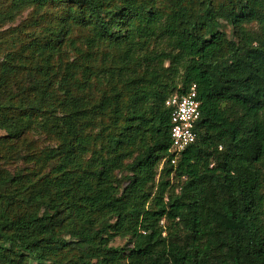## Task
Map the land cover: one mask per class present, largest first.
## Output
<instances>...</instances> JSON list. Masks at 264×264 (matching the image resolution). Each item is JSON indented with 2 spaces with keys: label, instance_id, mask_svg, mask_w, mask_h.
I'll list each match as a JSON object with an SVG mask.
<instances>
[{
  "label": "trees",
  "instance_id": "obj_1",
  "mask_svg": "<svg viewBox=\"0 0 264 264\" xmlns=\"http://www.w3.org/2000/svg\"><path fill=\"white\" fill-rule=\"evenodd\" d=\"M158 1L13 0L0 13L12 19L27 4L68 2L79 9L74 22L92 28L89 46L109 40L124 49L120 71L140 45L166 42L139 55L146 78L133 81L127 134L113 136V152L102 155L95 145L103 134L89 132L97 126L104 132L101 119L113 102L95 99L90 67L80 81L75 64L64 63L66 74L59 76L52 62L63 54L70 29L48 28L52 41L34 37L7 52L0 37V126L11 128L0 138V264H34L31 258L36 264H264V0H169L168 10ZM218 17L233 26L237 40H228ZM255 21L261 35L247 26ZM37 57L34 97L23 86L11 102V75L21 61ZM166 61L175 68L167 78L161 73ZM56 82L66 113L51 100ZM194 84L201 101L198 137L177 165L169 155L172 108L166 102ZM38 128L58 144L21 154L17 141ZM125 140L140 153L126 165L133 181L119 195L114 173L133 153L119 152ZM165 157V170L187 176L180 193L164 179L155 190V168ZM16 159L24 167L6 169ZM179 224L182 233L174 227ZM117 235L135 237L133 247L111 245Z\"/></svg>",
  "mask_w": 264,
  "mask_h": 264
},
{
  "label": "rangeland",
  "instance_id": "obj_2",
  "mask_svg": "<svg viewBox=\"0 0 264 264\" xmlns=\"http://www.w3.org/2000/svg\"><path fill=\"white\" fill-rule=\"evenodd\" d=\"M12 1L13 0H0V13L8 11ZM219 3L222 4L223 0H212V5H218ZM169 5V0H162L157 3V7H163L165 10L169 9ZM194 7L197 9L199 4H196ZM13 13L14 16L12 19H6L3 17L0 19V37H3L6 41V44H4V52L15 50L18 45H20L21 41L29 42L34 37L41 39L42 41H52L54 37L53 33L55 31H59L66 27L70 29L69 35L62 40L64 48L63 54L54 55L52 62L55 69L58 71L59 76L66 74L64 63H69L71 66L75 64V66L78 67L76 70V78L80 79V81L82 80V71L84 67H90L93 72L91 83L95 99L99 100L101 97H105L113 102V106L111 105L108 107L101 119L104 132L100 126H97L89 132L95 137H99V135L101 137V134H103L102 139L98 138L95 149L102 155H106V153L112 150L111 145L113 136L123 137L124 134H127L126 129L124 128L127 117V106L130 102L135 100L133 94V87L135 85L133 84V81L135 79L144 80L146 78L145 66L142 64L139 55H143L154 49L161 50L162 48H166V42L164 40H152L148 41L147 44H144L143 47L140 45L138 47V52L133 56V60L129 63V66H126L125 70L120 71L124 62V49L121 46L111 44L109 40L98 42L95 47L89 46L87 39L92 36L93 31L91 26L86 25L85 23L74 22V19L80 14L79 9L76 6H71L68 2L49 3L43 8H39L34 4H27L23 8L15 10ZM218 22L219 27L226 32L228 40H237V37L234 34V28L230 23L220 17H218ZM247 26L256 35L262 34L259 22L255 21ZM48 28L54 32H46ZM13 37L16 38L15 44L12 40ZM73 41L75 47H78L81 52L75 50V47L72 45ZM2 61L3 57L0 58V63ZM34 62L21 61L20 63H23L21 68L11 75L8 85L10 86L9 93L11 95L8 100L11 102L16 101V97L13 95L23 86H25L26 90H29L28 94L31 97H34L35 93L31 92V89L35 88L33 79L35 80L41 77L39 71L35 70L38 67V63L41 62V58L37 57ZM25 67L26 69L23 70ZM174 69L175 68H171L170 62L166 61L164 67L161 69V73L167 78L174 74ZM183 71L184 70L182 69V73ZM59 85L58 82L54 84L55 93L51 100L57 108V112L66 113V108L59 104L60 101L66 98L64 92L60 90ZM77 90V87L72 90L74 93L73 95L78 93ZM116 107L121 113H123L122 115H117L114 112ZM114 119L118 120H116V126L114 125ZM10 132L11 128L8 125L0 126V138L8 136ZM17 142L20 152L23 155L27 154L28 151L32 153L34 151H40L50 145L54 146L58 144V141L50 139L40 128L28 132ZM136 146L137 145L130 144L128 140H125L121 148L118 147V150L120 149L119 152L121 153H129L133 150L132 155L125 159L122 169H118L114 173L115 178L113 179V183L118 189L119 195H121L125 188L133 181L132 178L134 173L131 168H128L126 165L130 164L140 153V149ZM86 157V159L90 158L91 154H88ZM178 161L179 158L176 162L177 165ZM210 161L213 163L212 165H215V160L213 158ZM24 165L25 164L21 159H16V162H12L9 166H6V169L14 172L23 168ZM166 165V159L162 158L159 160L158 165L155 168V190L157 189L159 182L164 179L170 180V188L175 191L176 194L180 193L187 180V176H178V174L176 175L174 172H168L165 170ZM257 166L263 169L262 162ZM28 168L33 169L34 167L30 166ZM171 193L173 192H169L168 196ZM161 225L167 226V222L163 221ZM174 227L179 233L184 231L183 224ZM165 235H167V231L164 232V236ZM134 240L135 237L132 235H117L112 240L111 245L122 248H131L134 245ZM4 245L9 247V244L7 243ZM30 261L36 264L32 258Z\"/></svg>",
  "mask_w": 264,
  "mask_h": 264
},
{
  "label": "built area",
  "instance_id": "obj_3",
  "mask_svg": "<svg viewBox=\"0 0 264 264\" xmlns=\"http://www.w3.org/2000/svg\"><path fill=\"white\" fill-rule=\"evenodd\" d=\"M166 103L172 108L169 155L173 158L171 162L176 164L181 154L198 137L196 126L201 117V101L198 99L197 85H192L186 94L174 93Z\"/></svg>",
  "mask_w": 264,
  "mask_h": 264
}]
</instances>
